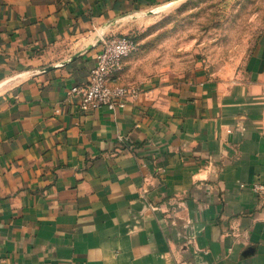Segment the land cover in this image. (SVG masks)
<instances>
[{
    "label": "crops",
    "instance_id": "1",
    "mask_svg": "<svg viewBox=\"0 0 264 264\" xmlns=\"http://www.w3.org/2000/svg\"><path fill=\"white\" fill-rule=\"evenodd\" d=\"M184 1L0 0V259L264 264V48L228 88L202 70L115 111L66 97L103 39Z\"/></svg>",
    "mask_w": 264,
    "mask_h": 264
},
{
    "label": "rangeland",
    "instance_id": "2",
    "mask_svg": "<svg viewBox=\"0 0 264 264\" xmlns=\"http://www.w3.org/2000/svg\"><path fill=\"white\" fill-rule=\"evenodd\" d=\"M126 27L122 34L135 36L138 50L125 59L124 83L147 87L203 70L228 88L250 82V60L264 48V0H185L147 10Z\"/></svg>",
    "mask_w": 264,
    "mask_h": 264
},
{
    "label": "built area",
    "instance_id": "3",
    "mask_svg": "<svg viewBox=\"0 0 264 264\" xmlns=\"http://www.w3.org/2000/svg\"><path fill=\"white\" fill-rule=\"evenodd\" d=\"M137 50L138 42L131 35L119 34L103 39L88 81L71 86L66 91V97H78V106L82 110L104 107L115 111L135 101L140 95V86L122 83L120 75L124 60ZM240 187L245 185L240 184ZM249 188L255 193L264 192L261 182H253ZM0 264H8L7 259L1 258Z\"/></svg>",
    "mask_w": 264,
    "mask_h": 264
},
{
    "label": "trees",
    "instance_id": "4",
    "mask_svg": "<svg viewBox=\"0 0 264 264\" xmlns=\"http://www.w3.org/2000/svg\"><path fill=\"white\" fill-rule=\"evenodd\" d=\"M133 38H134L135 41H137L136 38H135V36H133Z\"/></svg>",
    "mask_w": 264,
    "mask_h": 264
}]
</instances>
